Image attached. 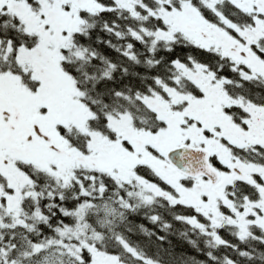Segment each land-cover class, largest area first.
<instances>
[{
  "label": "trees",
  "instance_id": "obj_1",
  "mask_svg": "<svg viewBox=\"0 0 264 264\" xmlns=\"http://www.w3.org/2000/svg\"><path fill=\"white\" fill-rule=\"evenodd\" d=\"M22 1L41 15L39 0ZM96 1L103 7L80 10L84 27L72 32L59 62L77 91L73 99L86 111L85 130L73 122L59 129L70 146L86 154L91 150V132L117 137L109 121L119 114L132 115L135 125L162 126L141 97L170 84L178 62L212 61L179 31L170 41L154 35L169 29L165 12L185 3L211 9L204 0H131L133 9L117 6L116 0ZM215 9L227 17L230 9L245 12L229 0L217 2ZM6 21L13 23L0 17L2 40L11 38L16 49L39 45L38 32H25L17 21L12 28ZM9 57L7 62L20 66L14 61L15 52ZM0 66L7 64L0 60ZM227 66L224 61L218 68L220 75L232 79L228 86L232 95L264 105V80L235 77V72L225 70ZM38 83L33 80V87ZM238 111L241 118L247 115L242 108ZM238 155L244 162L264 166V146H258L257 153L249 148ZM20 168L29 182L21 189L18 221L0 218V264H92L96 251L123 264H264V230L258 224L250 225L246 234L234 224L214 227L196 208L171 204L139 182L120 181L99 168L77 167L69 182L56 168L30 164ZM138 172L155 179L151 171ZM238 184L233 195L238 201L246 195L260 198L251 184ZM149 194L150 201L145 198Z\"/></svg>",
  "mask_w": 264,
  "mask_h": 264
},
{
  "label": "flooded vegetation",
  "instance_id": "obj_2",
  "mask_svg": "<svg viewBox=\"0 0 264 264\" xmlns=\"http://www.w3.org/2000/svg\"><path fill=\"white\" fill-rule=\"evenodd\" d=\"M15 1L25 3L22 0ZM230 2L245 12L230 9V16L227 17L215 9L216 5L211 7L205 0L204 3L212 10L199 9L191 4L197 10L195 12H198L214 31V36H208L198 28L196 22L193 23V27H196L198 32L207 39L206 46L191 41L188 36L181 33L205 50L207 58L212 61L201 63L191 58L189 64L178 62L181 68L188 70L191 77L182 75L181 70L179 71L177 68V73L170 84H161V89L141 97L143 104L154 113L162 126L157 125L156 122L149 127L135 125L132 115L124 114L131 119L130 132L125 134L120 142H117V137L114 139L106 137L122 152L120 158L112 160L118 164L124 163L127 157L131 159L133 161L132 168H134L136 176L139 177V181H137L142 186L147 184V189L153 194L162 196L174 205L180 203L185 207L193 208H197L194 203L206 205L213 200L214 196L222 197L219 189L221 191L226 189V193L233 197L236 187L239 186V181H244L256 188L257 175L259 174L246 168L250 163L244 162L238 153L249 148H252L253 153H257L258 146H264V105L255 104L242 95L233 96V89L229 88L232 79L227 75H220L218 67L225 61L228 64L225 70L235 72V77L243 76L264 80V10L248 11L232 1ZM3 9H6V6L0 8V17L5 20L10 19L13 23L6 21V24L15 28L14 22L17 21L19 24V20L13 12ZM11 10L18 14L20 12L16 8ZM2 26L3 24L0 23V27ZM19 26L25 32L31 33L23 25L19 24ZM0 42L4 44L3 49H0V60L7 64L6 68L0 66V186L13 195L14 187L10 184L9 179L12 177L13 170L16 169L26 176L20 168L21 165L30 164L49 169V163H47L49 158L46 157L49 146L39 139L50 141L57 133L58 138H64L59 129L61 119L53 111V105L66 108L62 114L65 117L69 104L78 103L81 106V103L73 99V93L77 94V91L72 79L60 70V61L58 62L59 80L52 87L51 85L45 86L44 80H38L39 83L33 87V67L18 58L20 49L31 50L32 48L20 45L16 49L11 38L2 40L0 37ZM28 42L27 40L26 43ZM1 43L0 47H2ZM8 45L11 46V50L5 56L4 49H9ZM13 52L16 55L14 61L20 66L15 67L13 63L7 62L10 60L9 55ZM213 54L218 58L211 56ZM247 57L258 61L263 67V71L256 73L254 71L257 69L256 66L250 67L240 60ZM195 69L200 70L201 73L195 72ZM7 76L14 78V81L9 83L8 78L7 82ZM57 96H60L59 99L56 98ZM62 97L66 99H64L66 106L60 102ZM155 97H158L162 102L153 99ZM173 97L179 98L181 104L173 105ZM238 108H242L247 115L241 118ZM167 109L169 112H178L180 117L186 113L179 127L190 130L191 126L196 124L200 127L198 133L193 135V138L187 137L183 142L175 144L170 142L166 136L170 132L168 131L166 135L164 133L167 131L164 130L168 127V122H171L170 118H167L168 111H165ZM191 110H194L195 113L188 118L187 114H191ZM253 119L257 121L261 130L257 134L259 140L253 137L255 130L253 125H250ZM76 128L81 129V122H77ZM132 131H136L140 136H133ZM162 138H164L163 141ZM185 143L203 147L210 152L212 165L221 172L217 183L214 184L205 175L184 174L168 160V151ZM237 159L241 161L240 164L244 165L243 168L235 167ZM253 164L258 165L257 163ZM139 169H142L145 175H149L148 171H151L155 179L152 181L146 179L138 172ZM109 173L112 174V177H117V173ZM230 187L231 191H229ZM145 198L149 201L153 199L150 195ZM7 203L5 200H0V216L10 220L5 209ZM17 210L18 208L15 212ZM10 221L12 222V220Z\"/></svg>",
  "mask_w": 264,
  "mask_h": 264
},
{
  "label": "rangeland",
  "instance_id": "obj_3",
  "mask_svg": "<svg viewBox=\"0 0 264 264\" xmlns=\"http://www.w3.org/2000/svg\"><path fill=\"white\" fill-rule=\"evenodd\" d=\"M223 0H205V2L215 7L216 3ZM233 3L241 6L242 8L253 11L256 9L264 10V0H230ZM117 6L125 7L129 9L134 8V2L131 0H116ZM10 12H13L15 17L19 20V24L23 25L26 30L30 32H38L40 34V43L36 48L31 50L20 49L18 52V58L24 60L33 67L34 80H44L45 86L51 87L59 80V68L58 62L61 58V49L70 43L71 34L76 30H80L84 27V21L79 16L81 9H88L93 11L98 8H102L96 0H39V12L41 15H37L31 5L27 3H20L15 0H0V8H4ZM16 8L17 12L11 9ZM195 8L189 3L183 4L181 9L173 10L171 12L164 13V19L169 25L167 30H158L154 32L157 39L163 38L168 41L174 39V34L177 31L182 32L188 38L200 45L206 46L207 39L201 35L196 27H193V23H197L199 29L203 30L208 36H214V31L208 26L204 18L198 13ZM21 12H23L21 14ZM221 39V38H220ZM1 43V42H0ZM0 49L2 50L4 44ZM4 49V55H8V51ZM243 63L250 67L256 66L257 71H263V67L258 61H255L251 57L240 59ZM178 65V64H177ZM178 70H181L182 75H189L188 70L177 66ZM50 72V73H49ZM195 72L201 73L200 70L195 69ZM62 74V73H60ZM190 77L192 75H189ZM9 78V83L14 81V78L6 77V81ZM8 82V81H7ZM207 82L209 80L207 79ZM62 95L60 91V96ZM73 93V96H76ZM60 96L56 98L59 99ZM45 96L43 95V98ZM65 97H62L61 104L66 106L64 101ZM156 101L162 102L158 97L153 98ZM66 100V99H65ZM173 105L181 104L179 98L173 97ZM158 110V109H157ZM53 111L57 113V116L61 119V124H66L68 121L82 122L85 117L84 109L78 104H69L68 112L65 117L62 115L66 111V108L62 106L53 105ZM167 118H170L171 122H168V127L164 130L169 131L170 134L166 135L170 142L173 144L183 142L187 137H192L197 134L200 127L196 124L192 125L190 130L180 128L179 125L182 122L184 116H179L178 112H169ZM191 114H187V117H192L195 113L194 110L190 111ZM71 118V119H70ZM189 123V121H187ZM111 127L117 132V142H120L125 134L130 132L131 119L129 116L119 114L109 121ZM253 125L255 134L253 137L259 140L257 134L261 131L259 124L253 119L250 122ZM80 130H85L81 127ZM46 134H49L45 132ZM133 136H140L136 131H132ZM90 153H81L76 148L70 146L68 141L64 138H58L56 136L50 139V141H44L42 138L39 140L49 146L48 159L49 169L56 168L62 175L65 182H69L74 176L75 168L77 167H92L107 170L113 174L117 173V179L124 182L139 181V177L136 176L134 168H132L133 161L128 157L125 158L124 163L116 164L112 159L120 158L122 152L119 150L116 144H113L110 140L100 133L93 132L90 134ZM193 138V137H192ZM164 138H162V141ZM240 160L237 159L235 167L243 168L244 165L240 164ZM126 165V166H125ZM121 167V170H120ZM249 170L253 173L259 174L261 178L260 183H256V188L260 194V198L253 200L252 197L246 195L243 199L238 201L234 197H230L225 191L219 189V193L222 197L214 196L213 200L209 201L206 205L201 203H194L198 208L197 210L203 212L207 218L211 221L212 226H224L226 224H234L239 227L241 234H246L250 225L258 224L264 230V166H258L253 163L248 165ZM13 169V167H11ZM256 179V177L254 176ZM10 184L14 187L13 195L7 192L2 186H0V200H5L8 203L5 204L7 215L10 220L18 221L19 214V200L21 198V189L28 184L29 180L26 176L20 173L18 170L12 171V177ZM137 181V182H138ZM145 187L147 184H143ZM148 188V187H147ZM196 192V191H194ZM236 193V192H235ZM152 194V193H151ZM149 194L150 196H152ZM153 197V196H152ZM181 200V199H180ZM18 208L17 212L15 210ZM2 220L5 217L0 216ZM92 264H123L116 257L108 256L103 252L96 251L93 255ZM153 264V263H151Z\"/></svg>",
  "mask_w": 264,
  "mask_h": 264
},
{
  "label": "water",
  "instance_id": "obj_4",
  "mask_svg": "<svg viewBox=\"0 0 264 264\" xmlns=\"http://www.w3.org/2000/svg\"><path fill=\"white\" fill-rule=\"evenodd\" d=\"M167 158L184 174L205 175L214 184L221 177V172L210 161V152L203 147L188 143L181 144L171 148L167 153Z\"/></svg>",
  "mask_w": 264,
  "mask_h": 264
}]
</instances>
